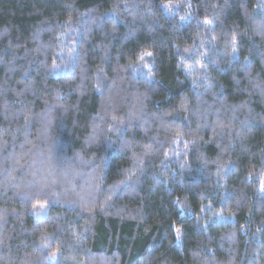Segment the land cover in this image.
Listing matches in <instances>:
<instances>
[{
  "label": "trees",
  "instance_id": "obj_1",
  "mask_svg": "<svg viewBox=\"0 0 264 264\" xmlns=\"http://www.w3.org/2000/svg\"><path fill=\"white\" fill-rule=\"evenodd\" d=\"M263 179L264 0H0V264H264Z\"/></svg>",
  "mask_w": 264,
  "mask_h": 264
},
{
  "label": "rangeland",
  "instance_id": "obj_2",
  "mask_svg": "<svg viewBox=\"0 0 264 264\" xmlns=\"http://www.w3.org/2000/svg\"><path fill=\"white\" fill-rule=\"evenodd\" d=\"M170 3H168V2H166V3H164V6H166V5H169ZM176 6H180L179 4H177V3H174ZM165 8V7H164ZM172 9V8H171ZM171 9H168V10H171ZM188 18V15L186 14V13H183L181 16H180V19H182V20H185V19H187ZM53 161H55V160H53ZM49 163H50V161H49ZM79 165L80 166H83V164H82V162H80L79 163ZM78 171V170H77ZM80 172H81V170L79 169V171L77 172V174L76 175H79L80 174ZM261 186H262V188H261V190H262V192H264V179H263V182H262V184H261ZM177 240H180V232H178L177 231Z\"/></svg>",
  "mask_w": 264,
  "mask_h": 264
},
{
  "label": "snow or ice",
  "instance_id": "obj_3",
  "mask_svg": "<svg viewBox=\"0 0 264 264\" xmlns=\"http://www.w3.org/2000/svg\"><path fill=\"white\" fill-rule=\"evenodd\" d=\"M148 55H151L150 53ZM41 207H43V205H40Z\"/></svg>",
  "mask_w": 264,
  "mask_h": 264
}]
</instances>
